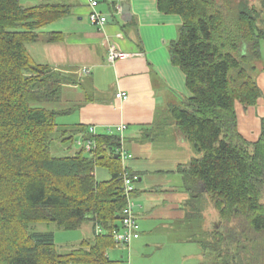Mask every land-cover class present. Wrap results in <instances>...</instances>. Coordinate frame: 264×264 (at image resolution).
Returning <instances> with one entry per match:
<instances>
[{
    "label": "trees",
    "instance_id": "trees-1",
    "mask_svg": "<svg viewBox=\"0 0 264 264\" xmlns=\"http://www.w3.org/2000/svg\"><path fill=\"white\" fill-rule=\"evenodd\" d=\"M157 8L182 21L168 52L190 97L169 111L195 154L177 168L189 195L187 219L203 224L208 207L216 215L195 242L208 259L201 264H264V117L257 141L249 142L237 130L235 110L262 96L256 74L263 62L264 0H157ZM68 14L61 2L0 0V264L118 263L107 254L125 205L120 139L89 137L96 148L88 154L78 146L71 156H53V135L62 127L57 118L70 110L55 104L75 80L35 64L26 50L39 39L37 30ZM63 128L70 136L62 141L76 145L78 135L87 138L84 127ZM87 222L91 236L66 254H58L52 232L35 229L54 223L74 231Z\"/></svg>",
    "mask_w": 264,
    "mask_h": 264
},
{
    "label": "crops",
    "instance_id": "crops-1",
    "mask_svg": "<svg viewBox=\"0 0 264 264\" xmlns=\"http://www.w3.org/2000/svg\"><path fill=\"white\" fill-rule=\"evenodd\" d=\"M91 1L97 3L94 10L106 19L101 27L89 21ZM22 2L27 6L43 2L69 6L67 16L37 30L39 39L26 45L35 64L47 65L75 80L63 86L60 101L55 104L58 110L70 109L68 114L57 118V123L58 119L61 121L58 125H78L86 130L93 127L96 136H118L128 156L122 164L129 175L138 178L132 196L139 238L132 241L126 263L130 264L132 256L134 264H144L154 260L152 252L164 251L154 260L157 264H173L177 256L178 262L189 264L194 243L180 237L189 222L185 210L189 195L183 190L177 168L195 154L174 125L169 111L190 97L185 76L171 64L168 52V45L177 38L181 18L159 12L157 0ZM121 3L128 5L126 16L122 15ZM48 34L61 38L47 42L44 36ZM110 45L130 56L110 64L107 58ZM261 56L262 68L256 83L262 96L254 106L235 105L237 130L249 142L257 141L264 117V40ZM83 69H88L89 74H83ZM118 93L125 99H117ZM95 176L108 179L102 170H96ZM205 218L203 231L211 228L209 220H215L216 215ZM109 250L128 255L114 245Z\"/></svg>",
    "mask_w": 264,
    "mask_h": 264
},
{
    "label": "rangeland",
    "instance_id": "rangeland-1",
    "mask_svg": "<svg viewBox=\"0 0 264 264\" xmlns=\"http://www.w3.org/2000/svg\"><path fill=\"white\" fill-rule=\"evenodd\" d=\"M22 4L24 5L23 2H22ZM257 74H256V76H257ZM59 122H61V121H59V119H58V123ZM66 129L67 128L58 127L56 130L57 132H55L53 135L54 140L51 143V154L55 157L71 156L74 154L75 151L79 150V147L76 146L72 140L71 141L70 140H65V141L61 140L64 138H68L70 136L69 132H65L64 134H62V132L65 131ZM84 153L88 154V152H86V151H84ZM210 208L211 207L207 208L206 212L208 214L205 213V216H207L208 218H211V213H213V211ZM210 220H211V222L214 221V220H212V218ZM210 227H213V224ZM35 229L38 231L52 232L54 234V236H55V248H56L58 254L68 253L71 250V248L78 246L81 241H83L84 239H88L91 236V226H90V223H88V222L84 223L80 229L74 230V231L61 230V229L57 228V226L54 223H38L35 225ZM180 237H181V240H183V241L191 240L192 243H194V244H192L191 251L189 253V256H190V263L189 264H193V261L196 264L208 262L207 257H205V255L202 254L203 252H202L201 248L199 247V245L195 243L196 240L197 241L202 240L205 237V232L202 229V223L200 221L192 220L191 223L188 222L184 226V231H183L182 235H180ZM108 253L110 254V257L112 260L114 259V261H118L117 264H127L126 262H127L128 257L126 254H121L120 251H116V250H113V251L108 250ZM162 253H165V252L164 251L152 252V254H154V256H155L154 260L157 259V257L159 255H161ZM120 254L123 256V258H120ZM195 255L196 256L200 255L201 258L194 260L195 257L192 258V256H195ZM177 259H178V256L176 257V260L173 264H181L180 262H178ZM154 260H148V261L150 263H151V261H153V264H157L158 262H156ZM148 261H145L144 264H149ZM130 264H134L132 256H131Z\"/></svg>",
    "mask_w": 264,
    "mask_h": 264
},
{
    "label": "built area",
    "instance_id": "built-area-1",
    "mask_svg": "<svg viewBox=\"0 0 264 264\" xmlns=\"http://www.w3.org/2000/svg\"><path fill=\"white\" fill-rule=\"evenodd\" d=\"M96 4L97 3L95 1L90 2V7L92 8V10L90 11L88 17L92 25H98L101 27L104 25L106 19L105 17L101 16L96 10H94ZM129 56L130 54L118 51V49L113 45H110L108 48L107 58L110 64L116 62L117 60L125 59ZM82 73L87 75L89 74V70L83 69ZM116 98L125 99V96L121 93H118L116 94ZM86 136L87 138L85 139L83 137L78 138L76 140V145L84 148L86 152H91L96 148V143L93 141V139L89 138L96 136V132L93 127L88 128ZM117 153L119 154L122 162H124L125 159L128 158L125 150L122 147V144L117 150ZM137 180L138 178L136 175L130 177L129 174L125 173V175L123 176V193L125 195V205L122 209V216L120 220L121 228L113 235L114 246L119 249L125 250L128 254V258L130 256V245L132 241L139 238V225L134 211L135 203L132 196L135 191V184L137 183ZM95 233L96 235H98L100 233V230L96 228Z\"/></svg>",
    "mask_w": 264,
    "mask_h": 264
},
{
    "label": "water",
    "instance_id": "water-1",
    "mask_svg": "<svg viewBox=\"0 0 264 264\" xmlns=\"http://www.w3.org/2000/svg\"><path fill=\"white\" fill-rule=\"evenodd\" d=\"M122 15L126 16L129 14L128 5L121 3Z\"/></svg>",
    "mask_w": 264,
    "mask_h": 264
}]
</instances>
